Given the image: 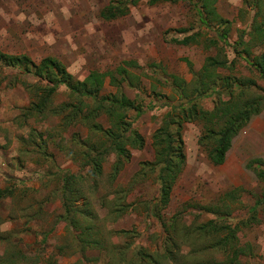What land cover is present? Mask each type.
Returning a JSON list of instances; mask_svg holds the SVG:
<instances>
[{
  "label": "rangeland",
  "instance_id": "obj_1",
  "mask_svg": "<svg viewBox=\"0 0 264 264\" xmlns=\"http://www.w3.org/2000/svg\"><path fill=\"white\" fill-rule=\"evenodd\" d=\"M113 1L0 0V53L24 55L35 63L52 57L80 81L90 71L124 66L138 76L142 88L137 91L124 84V93L145 110L132 125L143 138L142 148H128L130 159L114 180L108 175L114 155L108 153L101 164L102 176L93 180L91 167L84 164L86 148L80 144L91 146L104 139L83 125L61 130L57 126L61 117L47 114L52 109L44 115L31 114L28 110L36 98L29 86L43 84L0 64V190L5 193L0 198V256L13 255L17 264H122L118 263L121 258L126 260L123 264H130L139 250L161 254L170 241L174 246L168 245L167 250L176 252L174 264H225L221 251L212 247L213 236L200 229L213 222L235 230L237 244L244 250L239 264H264V202L260 201L264 181L256 171L258 162L264 163V110L233 138L220 166L212 165L198 144L205 130L203 122L183 124L185 163L168 204L156 208L159 218L151 209L158 196L156 171L146 166L144 175L139 173L141 164L153 159V132L171 106L181 102L169 76L190 83L205 58L216 55L211 40L225 28L229 31L218 46L229 70L218 73L250 77L263 91L257 92L264 94V83L249 64L264 48L254 46L247 56L239 41L241 32L249 31L254 13L247 5L251 0H214L212 7L222 20L210 22L211 28L201 22L205 14L201 0H138L128 5L125 16L102 19L100 12ZM258 8L264 14V0ZM192 34L196 35L193 42L179 43ZM242 37L248 39L246 34ZM113 92L106 81L100 95ZM72 101L61 86L50 106ZM198 102L210 111L216 97ZM127 116L132 119L134 113ZM97 122L108 126L105 116ZM66 173L81 177L73 188L81 191L78 204L86 201L93 219L77 220L85 227L90 224L88 234L102 242L100 249L81 251L78 235L83 228L62 217L61 187Z\"/></svg>",
  "mask_w": 264,
  "mask_h": 264
},
{
  "label": "trees",
  "instance_id": "obj_2",
  "mask_svg": "<svg viewBox=\"0 0 264 264\" xmlns=\"http://www.w3.org/2000/svg\"><path fill=\"white\" fill-rule=\"evenodd\" d=\"M137 1L124 0V3L122 0H115L100 12V17L104 20H112L125 16L128 13V5L134 6ZM213 1L201 0L205 11V14L201 17V22L210 28V22L215 19L222 20L218 18L215 8L212 7ZM251 2L247 4L254 11L249 31L243 30L241 32L242 35L246 34L248 39L244 41L242 35L239 37V41L247 49L245 51L247 56L250 55V50L254 46L264 48V14L258 8L260 0H251ZM226 29L229 31V28H225L224 32L218 33L216 38L211 40L217 51L216 55L205 58L200 70L193 74L190 83L186 84L184 80L176 76H169L172 88L181 102L171 106L169 112L163 117L161 124L153 132L151 136V145L154 151L153 159L151 162H143L139 172L144 175L142 169L146 166L150 171H156L158 196L152 202L151 209L153 216L157 218H159V214L156 212V208L168 204L171 190L185 163L184 142L181 136L183 124L197 120L203 122L205 130L199 138L198 144L205 151L208 161L214 166H220L225 161L233 138L245 128L252 116L264 110V94L257 92V90L261 92V89L252 78L221 76L218 73V70L221 69L229 70L223 49L218 46L221 40L224 41L227 36ZM183 31L185 32V30H179V32ZM195 38L196 35L192 34L183 37L180 42L173 41L186 45L193 42ZM211 41L209 40L210 43ZM252 59V61H249L251 69L258 74V78L264 83V52ZM0 64L18 69L22 74L31 76L43 84L42 86H39V84L29 86V91L36 98V101L30 104L28 110L31 114L44 115L46 109H52L47 114L61 117L57 125L61 127V130H68L73 125H83L90 134L99 135L101 139H104L99 144H91V146H87V142L80 144L81 147L86 148V152L83 154L84 164L91 167L90 175L93 180L102 176L101 164L106 160L108 153L114 155L111 171L108 174L110 179L114 180L122 170L125 162L130 159L128 148H142L143 138L132 125L145 110L136 100H131L125 95L123 85L125 84L129 89L137 91L142 88L138 76L124 66H118L107 72L90 71L80 81L74 79L66 67L59 60L52 57L42 58L38 63H35L24 55L8 56L0 53ZM126 65L137 68V65L133 62H126ZM106 81L114 89V92L100 95ZM61 86L65 88L74 101L64 102L57 107H52L50 106L51 99L57 88ZM26 87L28 88V86ZM223 95L227 98L223 99ZM209 97H216L215 107L210 111L204 110L198 102ZM128 112L134 113L132 119L127 116ZM102 116H105L108 120L106 128L97 122V119ZM105 143H108V146L104 147ZM252 163L253 160L247 164V168H250ZM256 171L259 180L264 181L263 162H258ZM62 181L63 219H71L75 225L83 228L78 235L81 251L86 248L100 249L102 242L99 239L90 237V234H88L91 231L90 224L85 227L77 220V217L83 218L85 222L93 219V214L85 205L86 201L78 204L81 191L73 188L76 182L81 181V177L66 173L63 175ZM4 197L5 193L0 190V198ZM260 201L264 202V193ZM82 204L85 205L83 208ZM255 207L256 205L250 209L252 215L256 212ZM70 213L72 217L69 216ZM200 229L203 232L207 230V233L213 236L214 243L212 247H215L217 251H221L225 264H239L238 260L244 250L237 244V238L234 235L235 230H231L225 225L217 226L213 222L201 226ZM120 233L129 235L131 232L120 231ZM168 242L167 247L174 246V242ZM167 247L163 249L161 254H148L143 250H139L135 253V261L131 259L129 262L130 264H174L177 257L176 252L172 248L167 250ZM3 255L0 256V264H17L14 261L15 256H10L6 252ZM118 263H126V260L121 258Z\"/></svg>",
  "mask_w": 264,
  "mask_h": 264
}]
</instances>
